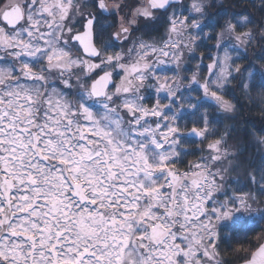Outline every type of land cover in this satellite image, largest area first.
<instances>
[{"label": "snow or ice", "instance_id": "1", "mask_svg": "<svg viewBox=\"0 0 264 264\" xmlns=\"http://www.w3.org/2000/svg\"><path fill=\"white\" fill-rule=\"evenodd\" d=\"M233 261L264 264V0H0V264Z\"/></svg>", "mask_w": 264, "mask_h": 264}, {"label": "trees", "instance_id": "2", "mask_svg": "<svg viewBox=\"0 0 264 264\" xmlns=\"http://www.w3.org/2000/svg\"><path fill=\"white\" fill-rule=\"evenodd\" d=\"M248 115L251 116V117H253V118H255L254 113H248ZM233 264H235L234 261H233Z\"/></svg>", "mask_w": 264, "mask_h": 264}]
</instances>
